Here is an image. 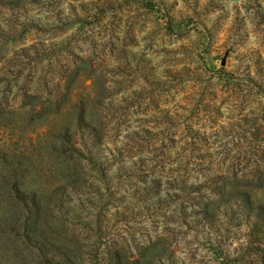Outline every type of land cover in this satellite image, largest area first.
Segmentation results:
<instances>
[{
  "label": "trees",
  "instance_id": "trees-1",
  "mask_svg": "<svg viewBox=\"0 0 264 264\" xmlns=\"http://www.w3.org/2000/svg\"><path fill=\"white\" fill-rule=\"evenodd\" d=\"M46 1L33 0L40 6L48 5ZM20 8L25 12L33 9L25 4ZM67 16L69 24L78 23V31H84L83 36L76 33L74 37L80 51L78 62L70 77L57 85L58 89L64 87L56 99L58 115L65 114L70 120L56 135L59 146L55 153L65 164L68 181L56 186L43 204L35 194L25 195L14 182L11 199L18 213L12 231L33 240L34 230L29 231L33 211L51 210L57 197L82 182L91 183L82 173V162L86 158L96 166L97 158L78 146V133L88 132L96 145H114L108 151L121 157L126 184L106 198L92 195V205L104 199L93 225L104 224L105 230L91 251L77 246L74 258H40L37 264H264V202L260 197L264 191V39L257 47L242 41L240 37L247 31L243 18L235 14L231 29L236 28L239 36L233 43L220 42L200 22L182 15L176 2L165 4L164 0H87L79 8L73 6ZM148 25L140 38L138 33ZM152 27L161 31L157 56L169 61L167 66L156 63L153 74L149 69L142 72L151 55L143 52L137 60L136 56L130 59L126 50L129 42L142 40L145 44ZM193 31L203 39L198 46L185 43ZM162 32L169 33L172 40L166 43ZM87 42L93 53L84 51ZM46 47L51 48L42 44L41 63L53 66L59 55ZM231 54L244 61L243 70L215 66L216 59ZM131 74V97L143 91L138 79L152 76L164 78L158 83L168 94L165 98L155 92L151 106L142 110L146 116L125 125L123 114L124 120L116 116L121 107L118 97L112 96L117 90L112 91L111 84H121ZM58 80L64 81L63 76ZM76 82L73 92L70 85ZM64 98L74 101L65 108L59 102ZM110 110L114 112L110 114ZM97 167L103 176L110 172L109 167ZM235 208L241 211L242 222L245 218L243 223L251 224L246 235L255 239L250 240L253 250H248V258H232L231 251L215 241L217 227L227 224L226 217ZM142 235L145 240L133 245ZM202 239L207 240L212 258H198Z\"/></svg>",
  "mask_w": 264,
  "mask_h": 264
},
{
  "label": "rangeland",
  "instance_id": "rangeland-1",
  "mask_svg": "<svg viewBox=\"0 0 264 264\" xmlns=\"http://www.w3.org/2000/svg\"><path fill=\"white\" fill-rule=\"evenodd\" d=\"M241 1L243 0H164L165 4L176 2V9H180L182 15L190 16L200 22L201 26L212 31L213 36L220 42L225 40L233 43L234 38L239 36L234 30L236 28L231 29L235 23L233 18L237 14L238 17L243 18V30L247 31L240 37L241 40H245L249 46L257 47L261 38L264 39V31L259 30V28L264 30V23L257 25L259 22H264V17L260 16L264 12V0H244V4ZM47 2L46 6L43 4L40 6L33 0L21 2L1 0L0 2L2 24L0 27V264H37L40 258H74L77 246H82L86 252L91 251V245L105 230L104 224L93 225L94 217L104 199L99 201L98 205L96 203L92 205L94 202L92 195L98 194L106 198L109 193L114 195L126 184L124 172L122 173L120 169L123 163L119 164L121 157L116 154L117 152L112 155L109 153L115 149L114 145H96L88 132L84 135L78 133L76 135L78 146L83 148L86 155L90 152L97 158L96 166L86 158L82 162L84 166L82 173L87 174L91 183L82 182L75 190H68L57 197L51 210L45 211L41 208L38 213L33 211L29 219V231L34 230L33 240L12 231L18 213L11 199L14 194L12 189L14 182L25 195L33 193L43 204L52 190L68 181L69 177L66 174L65 164L57 159L55 153L59 146L56 135L70 120L65 114L58 115L56 99L64 91V87L59 85L61 89H58L57 85L60 82L63 84L70 77L73 64L78 62L80 51L75 47L74 37L78 33L83 36L84 33L78 31V23L69 24L67 14L73 6L79 8V4L86 3L87 0H47ZM24 4L33 9L25 12L20 8ZM259 16L260 18H257ZM152 28L145 44L142 45V40L134 41L133 44L129 42L130 45L126 50L130 59L135 56V59L141 57L143 52L147 56L151 55V59L146 60L148 64L142 68V72L149 69L153 74L156 63L162 61L165 64L163 66H167L169 61L165 56H157L156 50L162 47H158L161 31ZM147 30L149 25L141 29L138 33L139 37L145 36ZM162 33L166 43L172 40L169 33L166 35ZM199 37L197 31H193L188 34L185 43L198 46L203 40ZM31 44L34 46H29ZM42 44L51 46L46 48L55 52V56L59 55L58 60L57 57L54 60L53 66L48 65L47 62L41 63V55L45 51L41 49ZM84 51L93 53L92 44L85 43ZM127 62L126 58L122 60L124 65ZM214 64L217 68L224 67L227 70L232 69L233 66L239 70L244 68V61L233 54L229 57L220 56ZM131 66L133 70L136 69L134 64ZM61 75L64 81L58 80ZM133 77L131 74L124 78L121 84L116 86L114 83L111 84L112 91L117 90L112 96L118 97L121 107L116 116L120 117L122 113L127 120L124 121L125 125L136 124V120L146 116L142 114V110L145 106H151L150 100H154L155 92L160 91L165 98L168 94L158 83L164 78L156 80L152 79V76L147 77L148 80L138 79L139 88L143 91L131 97L134 88L129 85V81L132 84ZM146 81L149 83H145ZM88 84L90 80L86 81L87 92H90L91 88ZM77 85V82L70 85L73 92L76 91ZM164 88L167 86L165 85ZM66 98L59 101L65 108L74 101H68ZM82 106H85V102L81 104ZM108 112L112 114L114 111ZM149 112L147 111L148 114ZM120 119L124 120L123 117ZM121 128L124 134V126ZM97 164L101 167H109L110 172L103 176ZM260 197L264 202V191ZM226 218L227 224L221 223L217 227L215 239L217 246L230 250L232 258L243 256L248 258V250H253L250 240H255L253 235H246L252 230L251 224L245 225L243 223L245 218L242 222V213L237 208ZM151 229L155 230L153 227ZM180 230L182 232L183 228ZM139 237L132 241L133 245L145 240L143 235ZM41 244H44V248ZM199 245L198 258H212L207 240L202 239ZM262 246L264 250V243ZM86 256L88 255L85 254ZM249 258L252 256L249 255ZM85 259L90 260L87 257Z\"/></svg>",
  "mask_w": 264,
  "mask_h": 264
}]
</instances>
